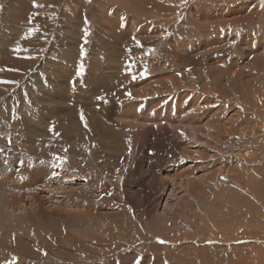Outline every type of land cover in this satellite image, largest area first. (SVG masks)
Returning <instances> with one entry per match:
<instances>
[{"label":"rangeland","instance_id":"obj_1","mask_svg":"<svg viewBox=\"0 0 264 264\" xmlns=\"http://www.w3.org/2000/svg\"><path fill=\"white\" fill-rule=\"evenodd\" d=\"M35 4L0 0V264H264V0Z\"/></svg>","mask_w":264,"mask_h":264},{"label":"snow or ice","instance_id":"obj_2","mask_svg":"<svg viewBox=\"0 0 264 264\" xmlns=\"http://www.w3.org/2000/svg\"><path fill=\"white\" fill-rule=\"evenodd\" d=\"M34 6H35V7H42V5L35 4V0H34ZM136 43H137V45H139V41H137ZM129 95H130V94H129ZM81 119L83 120V115L81 116ZM85 126H87V125L85 124ZM161 243H163V241H161Z\"/></svg>","mask_w":264,"mask_h":264},{"label":"bare ground","instance_id":"obj_3","mask_svg":"<svg viewBox=\"0 0 264 264\" xmlns=\"http://www.w3.org/2000/svg\"><path fill=\"white\" fill-rule=\"evenodd\" d=\"M5 61V60H4ZM46 181V180H45ZM54 190H55V187L53 186ZM58 189V188H57ZM63 189V188H62ZM56 191V190H55ZM254 195V194H253ZM9 205V204H8ZM180 206V205H179ZM182 216V215H181Z\"/></svg>","mask_w":264,"mask_h":264}]
</instances>
